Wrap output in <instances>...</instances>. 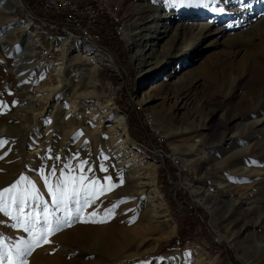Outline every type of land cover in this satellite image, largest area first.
Returning <instances> with one entry per match:
<instances>
[{
    "label": "rangeland",
    "instance_id": "1",
    "mask_svg": "<svg viewBox=\"0 0 264 264\" xmlns=\"http://www.w3.org/2000/svg\"><path fill=\"white\" fill-rule=\"evenodd\" d=\"M21 2V8H14L9 1L5 4L13 7L18 22L26 26V32L13 29L9 18L0 16V140L7 142L0 147V157H3L0 159V191L11 187L20 176H26L35 182L51 209V197L38 173L43 169L47 175L55 168L52 177L55 183L65 163L75 169L81 161L87 162L83 174L99 182L97 189L100 185L108 189L84 209L80 219L74 217L70 225L50 235L48 243H42L25 256L27 264H47L48 256L57 255L67 264H195L200 255L202 262L207 264H264V192L257 188V179L239 176L241 165L220 173L219 179L210 175L214 169L233 163L248 164L253 171L260 168L259 164L264 165V124L254 131L245 128L260 117H234L233 113L241 103L264 100V74L251 75L244 67L245 60L256 54L254 49L237 51L227 47L249 29L257 27L255 33L260 28L264 36V0H214L207 7L200 4L202 15L194 14L195 17L188 9L180 13L177 7L167 6L165 0H116L126 25V35L123 33L120 41L108 46L109 51L100 42L92 43L111 56L118 71L114 82L104 81V90L95 93L94 102L99 106V102L108 98L113 100L125 116L128 135L134 144L132 148L137 153L136 161L157 166L156 188L166 203L169 216L168 224L158 228L151 227L149 222H139L142 210L137 212L130 200H116L115 195L123 186L116 167L122 155L117 151H105L104 142L92 151L87 142L92 119L86 118L74 101L69 110L68 94L73 91L88 94L95 88L98 76L91 78L81 72L83 67L77 66L81 57L78 51L65 53L63 61H57L62 53L57 58L40 57L37 54L39 41L61 46L59 40L65 36L52 33L40 21H33L34 17L27 16L25 1ZM195 6L192 0L191 7ZM146 7L153 10L148 18L141 15ZM143 18L146 20L141 22ZM179 27L182 31L185 29L189 37L197 38L207 29L209 33L199 43L184 37L181 50L175 52L170 43L180 38ZM31 33L33 37L29 38L27 35ZM258 37L251 35L244 41L251 43L253 40V44L264 51V37ZM156 60L161 66L155 69ZM202 60L204 72L199 75L197 67ZM261 61L264 64V60ZM57 62L61 67L52 73L61 72L59 81L48 77L52 64ZM190 73L194 79L201 78L194 87V102L190 107L191 113H195H190L192 116L175 108L178 104L174 93L158 89L167 86V89L177 90L184 86ZM48 89L52 97L46 107L43 97L49 93ZM208 108L220 111L209 124L206 123ZM170 112L175 113L174 119L167 117ZM162 116L168 119V124L162 122ZM221 118L222 122L231 121L230 129L217 127ZM182 121H187L188 130L180 127ZM110 124L108 120L104 125ZM206 125L212 128L208 139H204L208 131L201 130ZM13 126L18 127V131L10 130ZM195 127L199 130L198 136L191 134ZM220 140L223 146L216 149ZM220 161L222 166L214 164ZM101 164L106 172L100 171ZM89 168L92 171L89 172ZM72 174L81 173L75 169ZM107 177L111 178L110 184ZM220 180L222 185H217ZM234 184L242 185L241 190L226 192L229 185ZM245 187L252 190L247 192ZM221 192H226L224 198ZM238 197L245 198L241 208L237 206ZM212 205L217 206V212L211 209ZM10 211L12 216L0 212V242L3 245L0 251L7 254L3 264H8L9 256H15L20 241L30 239L19 227L17 206ZM25 212L42 214V206L36 207L30 202ZM92 212L97 215L85 222ZM55 215L62 217L63 213ZM101 220L104 222H99ZM254 225L256 227L251 228ZM141 228L144 233L137 235L135 231ZM107 230L110 232H104ZM65 232L79 236L71 245L60 246L57 237ZM230 238L233 239L231 243L228 242Z\"/></svg>",
    "mask_w": 264,
    "mask_h": 264
},
{
    "label": "bare ground",
    "instance_id": "2",
    "mask_svg": "<svg viewBox=\"0 0 264 264\" xmlns=\"http://www.w3.org/2000/svg\"><path fill=\"white\" fill-rule=\"evenodd\" d=\"M8 1L11 3V5H13L14 8L15 7H18V8L23 7L21 0H0V16H4V17L9 18L10 24H11L13 29H17L18 31L26 32V30H27L26 26L22 25L21 23L18 22L17 17L15 16V10H13V7L10 8V7L6 6V4H8ZM90 1L93 2V4H95L98 7H103L104 14L106 16H110V18L112 20H115L116 23L120 24V26H117V33H118V35H122L124 33L126 25L124 23L123 18L120 16L119 9L117 7L118 5H116V3H115L116 0H90ZM5 2H6V4H5ZM193 2L196 4L195 8H192L191 6H184L181 8L177 7L178 12H180V13L185 12L186 13V9H188L191 12V14H193V16H194V14H196L195 16H201L202 15L201 14V11H202L201 5L202 4L201 5L198 4V0H193ZM194 10L196 11V13H193ZM120 11H121V9H120ZM152 11L153 10H150V8L146 7L144 9H142L141 15H142V17L147 16V18H148L149 13ZM157 12L158 11L156 10V13ZM144 20H146V18L141 19V22H143ZM33 21H39V20L33 19ZM138 25L140 26V24H138ZM44 28H45V26H44ZM180 28L181 27H179L178 30ZM255 29L253 28V29H249V30L245 31L239 37L235 38L234 42L231 43L230 45H228L227 47H229L230 50H233V48H234L237 51L244 50L247 48L252 49V50L254 49L256 51V54H254L253 57L250 56L249 58H247L245 60L244 67L246 68V71L248 70L247 72H251V75L258 73V75L260 76V75L264 74V64L261 61V60H264V51L260 50L255 44H253V42H252L253 40L251 41V43H249L250 41H248V42L244 41V38H246V37L249 38L251 35H253V38L258 37V36L264 37L261 34L260 28H258L256 30L259 34H257V32H255V33L253 32ZM143 30H144V28H143ZM180 31H181L180 38L177 39V41L173 40L170 43V46H172V45L174 46L173 51H175V52H179L181 50L180 46L183 43H185L184 37L186 39H192L193 38L192 40L195 39V42H198V41L201 42L203 39H206V36H207L206 34L209 33L208 29H207V31H205L204 33H199L197 38H194L192 36H190V37L187 36L185 29L183 31L180 29ZM125 33H126V31H125ZM163 33L164 32H162V34ZM27 36H29V38L33 37L32 33H31V35H27ZM259 37H258V39H259ZM131 41H132L131 42V45H132L133 41H134L133 38L131 39ZM96 42L99 43V41L94 40V38H92V36L83 35V34H75L74 38L59 40V43L61 44V47H62V50H61L62 55H61V58H59L57 61H63L62 59L64 58L65 53H67V52L78 51L81 54V57H80V62H79V64H77V66H78V68L83 67V69H80L81 72L83 73V71H84L85 73H87V76L89 74V77H91V78H94L96 76H98L96 78H99V80H97L95 78V82L97 84L95 85V88L92 86L93 90L88 92V94H86V93L83 94L81 89H79L81 91V93H77V92L73 91L72 93L68 94V100L67 101L70 103L69 104V110L73 107L72 102L74 101L77 104L76 106H78V108L82 111V113L87 116L86 118H89L90 120L92 119L91 127H88L89 128V129L87 128L88 130L85 129V131L87 130V134L89 136V141H87V142H89V147L91 146L92 151L95 150L96 147L101 144V142H104V147H106L105 151H113V152L115 151V153L117 151V152H119L120 155H122L121 160L118 161L116 167H117V170L119 172L118 176L121 178V181H123V186L121 187V189H119L120 191H118L117 194L115 195L116 200H120L121 198L123 200H126V199L128 201L130 200L131 205L135 204V210L136 211L142 210V211H140L141 216H140L139 222H146V223L149 222L153 225L151 227L156 226L154 228L163 227L164 225L168 224L169 216L167 214L166 203L164 202L163 198L161 197V195L159 194V192L156 188V184H157V182H156V168H157V166L152 164L151 162L145 163V165H144V163L140 164V162L136 161L135 156L137 153L134 152L135 150L132 148L133 147L132 145H134V144L131 142L129 135H128L125 116L122 115L118 111L117 107L113 103V100L108 98L102 102H99L100 103L99 106L97 105L98 102H96V101H95L96 103L94 102V100H96V99H94V97H95L94 95L99 94L102 90H104V88H103V85L105 83L104 81L111 80L112 82H114L115 78L118 77V75H117L118 71H117V68L114 64L113 59L111 58V56L100 51L99 49H97V47L92 45V43L95 44ZM230 54H232V53H230ZM150 55H151V53H150ZM155 57L157 58V56H155ZM154 62H155V65H154L155 69L157 67L161 66L160 62H158L157 60ZM259 63H261V64H259ZM203 64H204V61L202 60L201 63L199 64V66L197 67V69L199 70V72H198L199 75L201 74V71H202L201 67L203 66ZM58 67H61L60 62H59V64H58V62L53 63L51 66L52 70L49 72L50 76H48V75H46V73L42 72L43 76H45L46 78H47V76L48 77H54L55 79H57L59 81L60 76H61L60 75L61 72L58 71L56 74L52 73L53 71L56 72ZM68 68H70V66ZM73 68H74V66H73ZM203 70H205V69H203ZM202 72H204V71H202ZM260 72H262V73H260ZM197 77L194 79L193 73L188 74L187 79H186L187 81H185L184 86L180 87L177 90H174V89L172 90L171 88L167 89V86L158 87V89H159V91H162V92L165 89V91H169V92L171 91V93H174L176 96L177 104H178L177 107H175V108L180 109L182 111H185V113H187L188 115H191V114L195 113V112L191 113L192 109L190 107L192 105V103L194 102V98H193L194 97V91H195L194 87L196 86L198 81L201 79L200 77L199 78H197ZM58 83H60V82H58ZM46 91L49 93L45 97H43V105H45L47 107L49 104L50 98L52 97V94H51L52 91L49 89ZM230 98H231V94H230ZM250 99H252V98H250ZM57 105L58 104H56V106ZM56 106H55V108L57 109L58 106L57 107ZM46 107L43 109H46ZM263 108H264V100H262L260 102L258 100H257V102L251 100L249 102H244V103L239 104L238 107L234 109L233 113H234V117H236V116H238V117H243V116L249 117L252 115L259 116L260 120L250 122L249 125L245 126V128L247 130L250 129V130L254 131V129L258 128L261 124H264L263 123L264 122V110H263ZM174 112H170L167 117L169 119H174L175 118ZM82 113H81V115H82ZM233 113H230V115L231 114L233 115ZM40 114L42 115L43 113H40ZM199 114H201V113H199ZM218 114H220L219 110H217V109H210L209 110V108H208V115H207L206 123L209 124L210 122H212L217 116H219ZM78 118H80V116ZM108 120L111 122V124H110V126H105L104 124H106L108 122ZM167 120L168 119H166L165 116H162V122L163 123L168 124L169 121H167ZM222 120L223 119L221 118V121L218 122L217 127L225 128V130L230 129L231 121L226 120V121L222 122ZM80 121H83V119L80 118ZM179 124H180V127L184 131L188 130L187 128H189L188 127L189 125H188L187 121H182ZM61 129L63 130L62 127H61ZM211 129L212 128L208 127V125L202 127L201 130L208 131L207 133H205L204 139L205 138L208 139L207 137L210 135ZM10 130L18 131V127L13 126V127H11ZM190 130H192V129H190ZM190 130H189V132H190ZM198 132H199L198 128L195 127L192 130L191 134H196ZM184 134H186V133H184ZM198 134H196V135L198 136ZM196 135H194L193 137L196 138L197 137ZM245 135H247V134H245ZM49 137L47 138V141H49ZM129 143L131 144V146ZM86 145L88 146V143ZM222 146H223V140H220V142L217 143V145H216V149L217 148L220 149ZM101 147L103 148V146H101ZM25 156H26V154H25ZM27 156H28V154H27ZM130 156H131V158L129 159ZM132 156H134V157H132ZM133 161H135V162L132 163ZM221 162L222 161H220L218 163H214V164L221 165L222 164ZM142 165H144V166L141 167ZM240 165L242 167L239 170L240 171L239 176L243 177L244 179H249V180L256 178L257 179V181H256L257 185L256 186H258L257 188L261 189V191L264 192V165H262V164H259L260 168H258L257 171H253L252 168L250 169V167H248L249 166L248 164H247L248 166L245 164L242 165L240 163H233V164L227 165V166L221 165L222 166L221 168L214 169L210 173V175H212V177L215 179H219L218 175L220 173L224 174V171H226L230 168H235L236 166H240ZM220 179H222V178H220ZM221 181L222 180H220L219 184H217V185H222ZM240 187L236 186L235 184L229 185L228 191H226V192H235L236 190H239ZM248 188L249 187H245V190L247 192L252 190V188H249V189ZM218 189L219 188L216 187V190H218ZM240 190H241V188H240ZM226 192L225 193L221 192L222 198H224L226 196ZM247 194H249V193H247ZM238 198H239L238 199L239 202H238L237 206H238V208H241V206H243L245 204V202H243V200L245 198H241V197H238ZM248 201H250V200H248ZM249 203H251V202H249ZM233 205H234V203H233ZM211 209H213L214 212H217L216 211L217 210L216 205H212ZM240 214H242V213H240ZM243 214H244V212H243ZM239 216H241V215H239ZM231 217L233 218L232 215H231ZM247 217H249V216H247ZM234 222H236V221H234ZM255 227L256 226L254 225L251 228H255ZM75 231H73V232H75ZM144 231L145 230L143 228H141V230H138L135 232L137 233V235L138 234L141 235L144 233ZM104 232H110V231L107 230ZM76 234L75 233L71 234V233L65 232L62 235H58L57 242L59 243L60 246L71 245L73 242V239L75 238L74 240H77L76 237L78 238V236H79V234L77 236H76ZM102 236L104 237V236H106V234H103ZM228 242H230V243L233 242V239H231V238L228 239ZM70 250L73 251V249H70ZM35 258H39V256H36ZM263 260H264V258H263ZM47 261H48L47 264H67L64 262V259L60 255H57L54 257L48 256ZM202 261H203L202 256L201 255L197 256V258L195 259V264H207V263H204ZM263 263H264V261H263Z\"/></svg>",
    "mask_w": 264,
    "mask_h": 264
},
{
    "label": "snow or ice",
    "instance_id": "3",
    "mask_svg": "<svg viewBox=\"0 0 264 264\" xmlns=\"http://www.w3.org/2000/svg\"><path fill=\"white\" fill-rule=\"evenodd\" d=\"M211 2L214 0H198V4H202L204 7H207L208 3ZM165 4L171 7L192 6V0H165ZM78 135H82V133H78ZM5 143L7 142L0 140V147H3ZM2 158L0 157V159ZM76 158L78 159V157ZM56 159L59 160L60 158L56 157ZM103 159L106 160L107 157ZM86 163V161H81L75 166V169L80 170V175L72 174L75 169L70 163H65L55 183L52 182L55 168L47 175L44 174L43 169L40 170L38 175H40L51 197V209L44 202L35 182L26 176H20L19 180L11 187L0 191V212L12 216L10 209L17 206V213L20 218L19 227H22L30 237L28 241H20L16 245V254L14 257H8V264H27L26 259H24L25 256L30 255L32 250L41 246L42 243H48V237L61 230L64 225H70L74 217L80 219L84 209L95 203L99 195L108 190L104 185H100L97 189L99 182L83 174ZM88 171L90 172L92 169L89 168ZM100 171H107L103 164L100 165ZM106 180L110 184L111 178L107 177ZM22 183L23 187H21ZM30 202H34L36 207L42 206V214L25 212V206L29 205ZM56 212L63 213V216H56ZM110 212L111 210H108V214ZM96 215V212H92L89 217L85 218V222ZM2 246V242H0V248ZM5 255L7 254L0 251V264H3Z\"/></svg>",
    "mask_w": 264,
    "mask_h": 264
},
{
    "label": "built area",
    "instance_id": "4",
    "mask_svg": "<svg viewBox=\"0 0 264 264\" xmlns=\"http://www.w3.org/2000/svg\"><path fill=\"white\" fill-rule=\"evenodd\" d=\"M27 16L39 20L52 33H60L65 39L75 34L89 35L101 45L111 46L120 38L115 20L106 16L103 7L90 0H24ZM38 39V38H37ZM61 46L39 41L40 57H58ZM38 56V55H37Z\"/></svg>",
    "mask_w": 264,
    "mask_h": 264
},
{
    "label": "trees",
    "instance_id": "5",
    "mask_svg": "<svg viewBox=\"0 0 264 264\" xmlns=\"http://www.w3.org/2000/svg\"><path fill=\"white\" fill-rule=\"evenodd\" d=\"M118 41H120V40H118ZM106 47H107V46H106ZM106 50H107V51H109V50H108V47H107V49H106Z\"/></svg>",
    "mask_w": 264,
    "mask_h": 264
},
{
    "label": "water",
    "instance_id": "6",
    "mask_svg": "<svg viewBox=\"0 0 264 264\" xmlns=\"http://www.w3.org/2000/svg\"><path fill=\"white\" fill-rule=\"evenodd\" d=\"M14 12V11H13Z\"/></svg>",
    "mask_w": 264,
    "mask_h": 264
}]
</instances>
